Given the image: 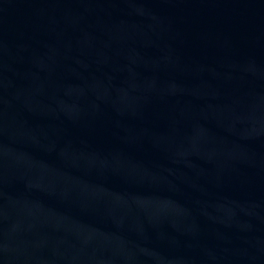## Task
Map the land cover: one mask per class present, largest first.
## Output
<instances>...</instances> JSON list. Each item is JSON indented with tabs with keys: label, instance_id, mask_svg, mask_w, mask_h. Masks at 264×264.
Instances as JSON below:
<instances>
[{
	"label": "water",
	"instance_id": "95a60500",
	"mask_svg": "<svg viewBox=\"0 0 264 264\" xmlns=\"http://www.w3.org/2000/svg\"><path fill=\"white\" fill-rule=\"evenodd\" d=\"M0 264H264V0H0Z\"/></svg>",
	"mask_w": 264,
	"mask_h": 264
}]
</instances>
